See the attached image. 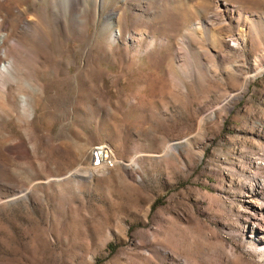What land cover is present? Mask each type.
Returning a JSON list of instances; mask_svg holds the SVG:
<instances>
[{
    "label": "rangeland",
    "instance_id": "374dc122",
    "mask_svg": "<svg viewBox=\"0 0 264 264\" xmlns=\"http://www.w3.org/2000/svg\"><path fill=\"white\" fill-rule=\"evenodd\" d=\"M263 185L264 0H0V264H264Z\"/></svg>",
    "mask_w": 264,
    "mask_h": 264
},
{
    "label": "built area",
    "instance_id": "2783aa9c",
    "mask_svg": "<svg viewBox=\"0 0 264 264\" xmlns=\"http://www.w3.org/2000/svg\"><path fill=\"white\" fill-rule=\"evenodd\" d=\"M92 157L93 161L96 163L102 161L104 167H109L114 162L113 158L107 153L105 146H101V144L95 145L92 148Z\"/></svg>",
    "mask_w": 264,
    "mask_h": 264
},
{
    "label": "bare ground",
    "instance_id": "6f19581e",
    "mask_svg": "<svg viewBox=\"0 0 264 264\" xmlns=\"http://www.w3.org/2000/svg\"><path fill=\"white\" fill-rule=\"evenodd\" d=\"M66 7V6H65ZM96 164H98V166H100V165H102V161L101 162H98V163H96ZM264 186V185H263ZM263 209L262 208H260L259 209V213L257 214V215H255V226H256V228L258 229V230H260V231H263L264 232V216H263ZM254 226V227H255ZM254 232H256L255 230H254Z\"/></svg>",
    "mask_w": 264,
    "mask_h": 264
}]
</instances>
